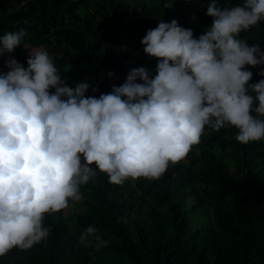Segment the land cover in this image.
I'll return each instance as SVG.
<instances>
[{
  "label": "clouds",
  "instance_id": "clouds-1",
  "mask_svg": "<svg viewBox=\"0 0 264 264\" xmlns=\"http://www.w3.org/2000/svg\"><path fill=\"white\" fill-rule=\"evenodd\" d=\"M206 15L211 25L198 38L176 19L147 30L140 43L157 58L155 76L134 68L98 98L85 96L86 81L69 87L46 50L29 52L27 67L12 57L5 61L0 256L46 241L45 214L82 201L80 186L98 171L116 185L158 179L199 144L206 127L233 126L241 144L264 140V79L249 84L253 73L245 68L264 65V52L239 38L264 20V0L232 7L210 0ZM25 35L21 29L0 36V53H11ZM258 75L264 77V67ZM78 242L97 250L108 244L95 226Z\"/></svg>",
  "mask_w": 264,
  "mask_h": 264
},
{
  "label": "trees",
  "instance_id": "trees-1",
  "mask_svg": "<svg viewBox=\"0 0 264 264\" xmlns=\"http://www.w3.org/2000/svg\"><path fill=\"white\" fill-rule=\"evenodd\" d=\"M209 2L0 0V36L26 32L21 45L0 53V73L9 70V57L27 67L29 52L46 50L69 87L86 81L85 96L98 98L134 68L154 77L157 58L140 43L146 31L176 19L198 38L212 22ZM217 3L232 7L244 0ZM239 38L264 52V20ZM262 67L245 66L253 73L249 84L264 79ZM237 132L206 127L199 144L158 179L116 185L98 171L80 186L82 201L45 214L43 223L51 226L46 241L28 250L14 247L0 264H264V140L241 144ZM88 226L107 246L78 242Z\"/></svg>",
  "mask_w": 264,
  "mask_h": 264
}]
</instances>
